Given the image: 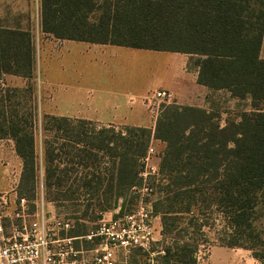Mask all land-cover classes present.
<instances>
[{
  "label": "trees",
  "instance_id": "16d2710c",
  "mask_svg": "<svg viewBox=\"0 0 264 264\" xmlns=\"http://www.w3.org/2000/svg\"><path fill=\"white\" fill-rule=\"evenodd\" d=\"M38 23L42 34L61 41L185 54L197 84L249 101L251 108L223 127L211 111L176 103L161 107L153 129L96 130L88 120L45 115L43 129L50 137L42 140V186L57 206L69 200L83 207L72 218L78 226L73 236L84 235L85 226L103 213L118 209L120 216L125 198L147 189L157 196L151 208L162 226L163 254L156 264H197L195 235L213 214L227 226L218 246L242 248L264 260V239L254 227L264 207V0H40ZM34 67L32 31L0 26V76L30 79ZM27 89L32 94V86ZM12 98L18 97L0 95V139L13 142L22 163L17 197L33 201V117ZM152 140L165 147L155 184L149 185L151 176L140 174ZM71 171L75 176H67Z\"/></svg>",
  "mask_w": 264,
  "mask_h": 264
},
{
  "label": "rangeland",
  "instance_id": "374dc122",
  "mask_svg": "<svg viewBox=\"0 0 264 264\" xmlns=\"http://www.w3.org/2000/svg\"><path fill=\"white\" fill-rule=\"evenodd\" d=\"M39 1L40 0H0V26L29 28L34 35L35 47V67L33 76L30 79L13 77L9 75L0 76V95L3 92L10 96H17L12 100L18 102L19 109L22 112L29 113L33 117V125L36 136V155L38 162V183L36 187L35 199L26 201V210L30 215L26 221L30 223L34 216L42 211L45 217L52 221L54 219H69L75 228V220L82 213L83 207L76 206L69 200H65L60 206L53 202L50 193H46L43 188L42 174L43 165V147L42 140L50 137L43 129V117L51 113L81 114L84 116L92 115L96 110L98 117L106 118L113 114L109 111V104L105 103V93L109 101L114 100L113 95L127 94L136 99L150 95L155 90H166L175 87V75L177 68L172 64V54L168 52H156L150 50L124 49L129 52H115L104 56L107 62L105 69L100 64L101 58L95 49L91 50L87 43L74 42L68 46L60 48V42L52 40L40 32L39 29ZM70 43V42H69ZM261 57L264 58V47L261 51ZM172 59V60H171ZM122 67L123 69H117ZM104 70V71H103ZM140 71V74L136 71ZM194 70V69H191ZM107 71V74L105 73ZM137 74L136 79L132 78ZM123 75L122 77L120 75ZM103 75H109L105 80ZM28 86H32V94L28 93ZM75 90L78 95L75 96ZM16 91V95L10 92ZM205 109L211 111L220 120L221 126L227 122L238 121L242 112L251 110L249 101H240L230 98L224 91L212 92L207 94L205 100ZM264 109V104L261 106ZM147 111V110H146ZM145 111V117L153 121L152 115ZM76 119V118H71ZM94 123L97 130L104 124ZM155 122V121H154ZM152 125V123H150ZM110 126V125H109ZM117 128H123L127 125H112ZM154 124L151 129H153ZM155 146L158 144L154 143ZM157 150V149H156ZM162 150H157L156 156L161 158ZM160 163V161H159ZM22 163L14 152L13 142L9 139H0V194H5L11 198V207L17 202V185L21 173ZM62 168L73 170L74 167L63 165ZM159 171V167H157ZM67 176H75L71 171ZM154 176L147 180L146 184L152 185ZM146 179V178H145ZM14 192V193H13ZM157 196L149 195L144 189L132 191L124 200L122 214L136 212L139 207H150ZM31 204L34 205L31 208ZM262 203L259 205L258 208ZM152 209V208H151ZM98 211L96 210L94 214ZM90 218L93 214H89ZM119 215L114 213H103L101 220L109 221L117 218ZM201 218V217H200ZM95 224L89 223L88 227L95 228L101 221ZM81 222V221H79ZM15 224L20 222L14 221ZM182 223V222H181ZM87 227V226H85ZM264 239V207L259 209L258 220L254 226ZM222 216L213 214L208 224L201 228L202 234L195 235L199 244L198 259L201 261L208 255L211 247L218 246L217 241L223 237L227 229ZM85 246V244H82ZM91 247V246H90ZM228 249V248H225ZM261 249L255 252L260 253ZM129 261L122 253L118 254L120 260H127L130 264H144L147 255L140 249L131 251ZM224 253V251H223ZM215 249L212 253V264L228 263V258L235 255L251 256V252L242 248H229L226 256ZM252 257V256H251ZM243 259V258H242ZM254 259V258H253ZM256 260V259H255ZM234 260L232 264H245L243 261ZM263 264L264 260H256Z\"/></svg>",
  "mask_w": 264,
  "mask_h": 264
},
{
  "label": "built area",
  "instance_id": "2783aa9c",
  "mask_svg": "<svg viewBox=\"0 0 264 264\" xmlns=\"http://www.w3.org/2000/svg\"><path fill=\"white\" fill-rule=\"evenodd\" d=\"M173 100L171 92L160 89L143 98L153 121L161 107L175 103ZM154 155L149 145L142 159L141 177L158 175L157 168L149 164ZM11 204L9 196L0 194V264H130L120 260L118 254L127 255L133 249L146 253L144 264H156L155 257L163 253L150 251L153 229L150 212L144 207L109 221L101 220L85 236L73 238L66 235L73 227L69 219L49 221L42 211L28 223L26 218L33 215L26 210L25 199L17 198L13 208ZM78 241L80 246L75 243ZM85 242L91 247H84Z\"/></svg>",
  "mask_w": 264,
  "mask_h": 264
},
{
  "label": "crops",
  "instance_id": "0c3cea01",
  "mask_svg": "<svg viewBox=\"0 0 264 264\" xmlns=\"http://www.w3.org/2000/svg\"><path fill=\"white\" fill-rule=\"evenodd\" d=\"M44 35V34H43ZM47 36V35H46ZM47 37H51V36H47ZM52 40L56 41L57 43L60 42V48H62L63 46H68L71 43L77 42V41H67V40H57L55 38H51ZM70 42V43H69ZM81 43H85V42H81ZM89 46V48L91 50L95 49L96 53L99 54V58H103L102 60H100V64L101 66H103L105 69L107 68V62H105L104 56L106 54H114L115 52H119V53H123V52H129L126 51L124 49H129L126 47H121V46H113V45H99V44H91V43H87ZM264 46H262L263 48ZM261 48V51H262ZM132 49V48H130ZM261 51H260V57H261ZM170 53V52H168ZM172 54V64H174L177 68V74L175 75V81H176V86L170 88L168 91L171 92L172 96H173V101L181 106H191V107H197V108H205V100L207 97V94H209V90L196 83V77H197V72L196 70H188L187 69V61H188V56L185 54H181V53H170ZM104 55V56H103ZM262 58V57H261ZM264 59V58H262ZM117 69L122 70V67H119ZM104 71V70H103ZM107 74V71L105 72ZM136 73L140 74V71H136ZM133 74L132 78L135 80L137 77V74ZM120 75V74H118ZM121 77L123 75H120ZM109 77V75H103L102 78L103 79H107ZM75 96L78 95V90H75ZM109 95L107 93H105V103L110 105L108 106L109 111L113 114L112 117H110V115L106 116V118H102V117H98V112L100 111H94L92 115L89 116H84L81 114H66V113H51V114H47V115H53V116H58V117H67V118H76V119H83V120H88V121H93L96 123H100V124H104L106 126L109 125H127V126H133V127H144V128H152L154 121H151L145 117V111L146 109V105L143 102V98L140 99H136L135 97H131L125 93L123 94H112L114 100L109 101L107 99V96ZM147 112V111H146ZM150 123H152V125H150ZM155 142H157L158 144H156L155 146ZM150 145L153 147L154 151H155V155L151 158L149 164L155 166L156 168L159 166V157L156 156V152L159 148V150H162L161 152L163 153L164 147L165 145L159 141L156 140H152ZM157 149V150H156ZM161 153V155H162ZM14 193V192H13ZM147 210L150 212V223L152 225V229H153V234H152V240L153 242L151 243V248H154L155 252H159L162 251L161 245H159V243L161 241H163V237H162V226H161V220L159 216H155L152 213V209L151 206L147 207ZM111 213H114L115 215L118 213V209L110 211ZM109 212V213H110ZM86 233L84 235H80V236H73V231H74V226L72 227V229H70L66 235L68 237H83L85 236L89 231L95 229V228H90V227H86ZM77 246L81 245V241L75 242ZM85 244L84 247H90L91 244L89 242H85L83 243ZM217 249V251H219L220 253H224L222 255L226 256L225 253H227L228 249H225V247H221V246H214L211 247V249L209 250L208 255L205 257V259H202L201 261L198 259V255H197V264H212V253L213 251ZM163 252V251H162ZM131 253H128L127 255H124V257H127L126 259L129 261V258L131 256ZM163 254V253H162ZM243 258V259H242ZM234 260H240L243 261L245 264H259L255 259H253L251 256H247V255H243L241 257V255H235L234 258L230 256V258H228V263L225 264H232V261ZM237 261V262H238ZM237 264V263H235Z\"/></svg>",
  "mask_w": 264,
  "mask_h": 264
}]
</instances>
